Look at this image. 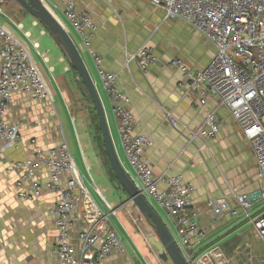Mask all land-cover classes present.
Instances as JSON below:
<instances>
[{"label": "built area", "instance_id": "built-area-1", "mask_svg": "<svg viewBox=\"0 0 264 264\" xmlns=\"http://www.w3.org/2000/svg\"><path fill=\"white\" fill-rule=\"evenodd\" d=\"M40 1L61 20L71 36L75 34L93 57L104 92L119 121L118 132L133 173L131 177L142 195L175 220L177 232L172 234L185 259L190 264H230L221 249L204 246L206 234L198 213L191 209L196 187L186 182L181 174L162 179L155 177L145 157L152 139L135 133L131 98L118 87L117 75L105 71L102 57L92 50V40L99 29L93 16L88 11H80L76 0ZM149 1L161 8L164 21L183 20L215 50L210 63L202 70L192 71L180 58L170 60L167 66L182 73L190 88L198 92L203 107L207 106L209 95L218 100L217 107L207 112L200 128L191 132L189 143L215 138L220 130L218 109L225 107L251 145L262 182L260 193L239 194L234 188L230 193L235 198V206L225 195L210 202L208 207L214 218L231 214L240 221H249L264 243V209L253 214L254 202H264V0ZM127 60L128 64L138 61L144 73L160 61L147 45L128 54ZM17 92L29 94L35 100H52L49 85L28 47L8 27L0 24V160L10 150L20 148V125L6 119L11 99ZM171 123L174 128L179 127L177 121L171 119ZM32 147V156L11 162L10 170L18 174L16 186L22 200L35 201L46 192L55 194L52 209L56 229L54 252L59 264H104L113 251L126 253L122 237L112 224L111 216H115L118 209L110 205L102 191L91 182L90 186L95 187L109 213L97 203L67 141L52 148L33 141ZM42 170L48 173L45 181L38 177ZM80 206L83 226L78 233L79 248L76 249L73 218Z\"/></svg>", "mask_w": 264, "mask_h": 264}, {"label": "crops", "instance_id": "crops-1", "mask_svg": "<svg viewBox=\"0 0 264 264\" xmlns=\"http://www.w3.org/2000/svg\"><path fill=\"white\" fill-rule=\"evenodd\" d=\"M120 2L127 6L134 5L132 0H103L97 5L94 2L79 0L78 4L80 11H88L99 27L96 37L92 40V50L102 57V68L117 75L118 87L131 98L130 109L136 123L135 133L152 139V145L146 150L145 157L151 164L155 177L162 179L181 174L186 182L196 187L191 209L198 213L201 228L206 234L205 248L218 246L230 264H264L260 257L264 255V251L259 252L251 231L247 230L250 222L240 221L231 214L214 218L208 207L210 202L225 195L235 206V198L230 193L234 188L239 194L260 193L262 182L258 176L252 147L225 107L218 109L220 130L217 136L213 139H196L189 143L191 132L200 128L207 112L217 107L218 100L209 95L208 104L203 107L198 92L190 88L182 73L167 66L170 60L180 58L192 71L202 70L213 58L214 48L207 42L211 47L210 53L204 57L198 56V32L192 28L195 36L183 48L166 44L163 39L152 41L151 36L155 32H162L163 26L160 28L159 25H151L145 34H141L134 24V19L125 18L118 21L112 17L109 11H116ZM117 14L121 18V13ZM14 24L23 39L19 38L28 47L45 79L48 78L47 72L53 76L58 71L56 62L53 61L57 53L59 62L66 64L63 71H68L66 58L52 35L42 30L33 20L30 23L28 21L27 28L22 21ZM1 25L8 27L7 24ZM73 37L78 44L74 33ZM41 39L46 41V48L40 44ZM144 45L150 47L160 60L146 73L141 71L138 61L128 64L127 60L128 54L137 52ZM79 49L100 93L118 155L124 167L133 176L128 163H125L127 160L118 132L119 121L113 113L110 98L104 92L98 68L89 51L81 44ZM57 79H54L55 82ZM50 91L52 100L45 101L35 100L23 92L15 93L6 116L8 122L20 125L21 144L19 149L10 150L4 159L0 160V264H59L54 252L56 229L52 209L56 201L55 194L46 192L38 200H22L16 186L18 174L10 170L11 162L32 156L33 141L46 148L58 147L63 141H67L55 107V95L51 89ZM64 103L68 108L65 100ZM171 119L177 121L179 127L174 128ZM83 158L86 170L90 173V160L84 153ZM38 177L45 181L48 179V173L42 170ZM94 186L104 194L102 185L97 186L94 183ZM160 186L164 188L163 183H160ZM91 193L101 205L94 193ZM104 197L106 199L105 194ZM148 200L169 228L170 224L176 227L175 220L165 210L151 199ZM108 203L117 208L114 203ZM254 203L253 211L263 202L260 200ZM101 207L103 208L102 205ZM127 209L135 213L138 211L132 204L128 205ZM118 214L119 212L116 216ZM81 216L80 206L73 218V245L76 249L79 248L78 233L83 226ZM112 224L122 240L127 239L132 253L127 250L126 253L113 251L104 264H138V261L147 264L143 253L141 255L138 251L137 243L131 239L132 244L125 234L122 236L120 233L125 228L123 224L119 223L121 230L113 221ZM252 229L256 234L254 228ZM235 233L238 234L237 237L227 240Z\"/></svg>", "mask_w": 264, "mask_h": 264}, {"label": "rangeland", "instance_id": "rangeland-1", "mask_svg": "<svg viewBox=\"0 0 264 264\" xmlns=\"http://www.w3.org/2000/svg\"><path fill=\"white\" fill-rule=\"evenodd\" d=\"M76 1L79 2V0ZM84 1L94 2V0ZM132 1H134L133 6H127L121 4L120 2L116 11L114 9L113 11H109L112 14V17L116 18L118 21H121L122 19L125 20V18L134 19V24L137 25L138 32L140 31L141 34H145L152 27L151 25H159L160 28L163 26V31L159 33L155 32V34L151 36V40L155 41L163 39L166 44L169 43L177 48H183L187 46L189 40L194 38V30H192L191 27L183 20L171 19L164 21V14L161 8L151 5L148 0ZM94 3L97 5L102 2ZM56 11L61 15L59 8H57ZM117 12L121 13V18L118 16ZM26 18L29 20H26ZM31 20H33L37 25L41 26L42 30H46V28L37 19L28 14L16 1L0 0V24H7L17 37L22 38L21 32L17 30V28L14 26V23L18 24L22 21L27 28L28 21L30 23ZM48 33L52 35L50 32ZM50 38L52 37L50 36ZM73 38L75 39V37ZM40 44L43 46V48H46L47 43L45 40L41 39ZM210 51L211 47L198 33V56L204 57L208 55ZM50 53L53 54V52ZM57 54L53 57V61L56 62L58 71L53 76L47 72L48 78L46 79L50 89L55 95V107L58 111L61 125L67 143L69 144L71 154L77 162L80 173L85 176V181L88 183L91 191L94 193L105 211L109 213V209L103 203V201H101L94 188L90 186V182H94L97 186L102 185L101 189L104 191L106 200L108 202L114 203L118 208L119 214L117 216H111L113 223L116 224L120 230L121 226L119 223L121 222L123 224L125 230L122 229L123 231L121 230L120 233L122 236L125 234L132 244L133 241L137 243L136 245L138 246V251L141 253V255L143 253L146 263L170 264L161 258L163 250L159 246L153 227L147 222L143 215H141L138 211L135 213L129 209L126 210L127 207L119 208L127 200L128 196L122 187L117 188V186L113 184V182L116 180L113 170L111 169L108 161L106 163L103 162L106 152L104 148L103 137L101 131L99 130L100 126L97 119L96 110L89 100L87 91L81 88L78 75L69 64L64 52L63 54L66 58V63L68 66L67 72L63 71V66L66 64H61L59 62ZM56 78H58L56 81L57 86L54 80ZM62 98L68 105L69 110ZM82 151L85 156L88 157L92 165L90 173L86 170ZM125 163L127 164V162ZM98 169H100V171ZM262 209H264V202L259 208L253 211V214ZM252 228L253 226L250 223L247 226V230L249 232L251 231L253 241L256 243L255 245L258 246L259 252L262 253L264 251V243L257 237L256 234H254ZM170 229L172 233L176 235V227L174 225L171 226L170 224ZM234 236L237 237L238 234H232V236H230L227 240ZM123 240L122 242L124 247L131 254L132 249H130L129 242L126 238ZM217 247L218 246H213L210 249ZM260 257H262L264 261V255H261ZM138 264L141 263L138 261Z\"/></svg>", "mask_w": 264, "mask_h": 264}, {"label": "water", "instance_id": "water-1", "mask_svg": "<svg viewBox=\"0 0 264 264\" xmlns=\"http://www.w3.org/2000/svg\"><path fill=\"white\" fill-rule=\"evenodd\" d=\"M33 18L41 21L55 38L69 64L76 71L79 84L89 95V100L93 104L97 119L101 128L106 156L103 162L108 161L116 180L113 182L117 188L122 187L127 194V200L119 207H127L132 204L147 222L153 227L158 239L159 246L163 250L161 258L170 264H190L177 246L172 231L164 222L158 211L147 197L137 189L131 174L124 167L113 137L110 131L106 111L92 77L90 69L74 39L61 22V20L40 0H14Z\"/></svg>", "mask_w": 264, "mask_h": 264}, {"label": "trees", "instance_id": "trees-1", "mask_svg": "<svg viewBox=\"0 0 264 264\" xmlns=\"http://www.w3.org/2000/svg\"><path fill=\"white\" fill-rule=\"evenodd\" d=\"M39 21V20H38ZM45 28H46V30L49 32V30L47 29V27L41 22V21H39ZM100 126V125H99ZM100 131H101V128L99 129ZM101 134H102V132H101Z\"/></svg>", "mask_w": 264, "mask_h": 264}]
</instances>
